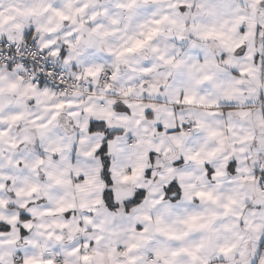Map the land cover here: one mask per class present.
<instances>
[{"label": "clouds", "instance_id": "clouds-1", "mask_svg": "<svg viewBox=\"0 0 264 264\" xmlns=\"http://www.w3.org/2000/svg\"><path fill=\"white\" fill-rule=\"evenodd\" d=\"M0 264H264V0H0Z\"/></svg>", "mask_w": 264, "mask_h": 264}]
</instances>
